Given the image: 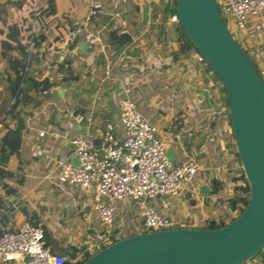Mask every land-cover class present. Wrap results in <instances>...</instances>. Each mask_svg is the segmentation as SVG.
I'll use <instances>...</instances> for the list:
<instances>
[{
	"label": "crops",
	"instance_id": "obj_1",
	"mask_svg": "<svg viewBox=\"0 0 264 264\" xmlns=\"http://www.w3.org/2000/svg\"><path fill=\"white\" fill-rule=\"evenodd\" d=\"M48 1L0 0L1 74H5L9 63L1 55L4 34L15 25H26L32 7L37 6L40 12ZM52 1L53 11L43 14L39 42L45 49V60H36L29 73L32 79L45 77L50 86L45 92L36 93L31 101L20 102L17 98L11 102L7 82L0 75V141L7 126L15 122L16 109H19L16 116L23 124L17 149L8 151V146L3 145L2 153L6 156L0 161V227H15L25 215L32 222L42 223L46 245L65 257L69 246H83L93 237L98 225L91 194L77 189H71L70 194L58 192L45 174L56 160L69 158L68 138L73 132L86 129L90 135L97 136L102 117L116 112L124 88L129 89L128 96L137 103L143 116L155 125L157 136L177 134L175 141L179 143L181 157L187 152L188 140H200L199 151L204 154L198 171L206 169L207 174L198 173L193 177L190 191L181 190L176 195L183 213L204 222L226 219L225 199L232 195V185L241 167L238 159H231L233 139L222 117V106L214 99L216 86L202 60L193 58L192 51L185 56L179 52L173 56L177 43L173 23L163 22L164 26L160 27V23L154 22L155 27L149 28V2L156 0H142L141 9L133 11L127 28L135 33L118 57L108 55L107 31L111 25L109 22L100 25L94 15L87 23L82 22V36L65 53L67 59L59 56L65 49L62 45L78 33L76 23L87 13L88 0ZM101 2L104 6L109 3ZM89 33L99 36V42L93 41ZM27 86L28 81L26 94L36 92ZM163 111L166 116L159 117ZM38 128L45 130L47 140L52 143L49 158L34 147ZM168 145L173 149L172 161L177 162L175 146ZM211 177L222 182L218 194L209 192ZM161 205L167 208L166 202ZM134 223L136 220L130 221L131 226ZM192 224L187 222L183 226ZM51 236L58 241L54 245ZM261 255V261L254 259L246 264H264V250Z\"/></svg>",
	"mask_w": 264,
	"mask_h": 264
},
{
	"label": "built area",
	"instance_id": "obj_2",
	"mask_svg": "<svg viewBox=\"0 0 264 264\" xmlns=\"http://www.w3.org/2000/svg\"><path fill=\"white\" fill-rule=\"evenodd\" d=\"M125 0H109L110 8H105L101 0H88V11L76 23L78 31L82 22L90 21L92 13H100L117 31L128 30L124 9L118 4ZM224 23L240 35L256 37L257 40L246 38V46L256 56L264 78V0H214ZM39 9L33 6L30 17L19 37L23 45V53L16 50L12 54L18 57L19 66L15 76V93L11 102L20 97L25 83L28 81L30 68L36 60H45V49L39 44L38 26ZM156 15L167 21H177L174 13H166L157 7ZM228 30V29H227ZM93 41L100 40L96 34L89 33ZM132 41V36L128 43ZM258 42V46L255 43ZM127 43V44H128ZM126 44V46H127ZM59 55L67 59L65 54L69 47ZM124 47L121 51H123ZM120 52L115 56L118 57ZM201 60L198 52L191 54ZM47 89V88H46ZM42 89L41 92H45ZM129 89L121 90L122 96L117 101V110L111 115H104L96 137L88 131H75L69 138L70 155L76 157L77 163L72 164L68 157L56 160L54 166L45 177L58 192L71 193V189L88 192L92 198L98 229L88 240L76 257L65 260V256L51 251L45 242V229L40 222H32L25 215L17 226L0 227V264H76L82 254H92L101 245L108 244L113 227L124 228V234L130 231L142 232L164 229L177 224L176 220L157 212L145 201L156 195L168 193L177 195L181 190L191 186L194 174L200 168L197 152H185L181 161L173 162L165 152V147L174 142L178 136L169 132L167 137L156 135V127L142 114L137 103L128 96ZM38 139L34 147L45 158L53 148L47 140L45 130L36 129ZM130 199L131 204L140 211V218L133 226L122 225L114 217L115 201ZM236 213V208L228 211Z\"/></svg>",
	"mask_w": 264,
	"mask_h": 264
},
{
	"label": "water",
	"instance_id": "obj_3",
	"mask_svg": "<svg viewBox=\"0 0 264 264\" xmlns=\"http://www.w3.org/2000/svg\"><path fill=\"white\" fill-rule=\"evenodd\" d=\"M181 30L218 78L248 198L214 228L176 226L122 236L78 264H240L264 247V84L214 0H175ZM165 152L173 160L171 145ZM72 164L77 160L69 156Z\"/></svg>",
	"mask_w": 264,
	"mask_h": 264
},
{
	"label": "trees",
	"instance_id": "obj_4",
	"mask_svg": "<svg viewBox=\"0 0 264 264\" xmlns=\"http://www.w3.org/2000/svg\"><path fill=\"white\" fill-rule=\"evenodd\" d=\"M107 1H109V0H107ZM160 1H161V9L162 10H164L166 13H171V12L174 13V11H175V0H167V1H169V3L165 2V0H160ZM128 2L131 3V7H128ZM47 3L48 4L43 9L41 8L40 12L38 13L40 24H39L38 30H37V33H38L37 39L39 41H40V39H42L41 28H42L43 23H44V21H43L44 15L47 12L53 11V5H54L53 1L49 0ZM142 4H143L142 0H125V1L120 2L118 4L119 8L124 9V19H125L126 26L128 25V22L130 21V16H132L133 11L134 10L135 11L140 10ZM157 6H158V4H156V3L151 5V9L153 10L154 15L156 13ZM30 14H31V12L29 11L28 19L30 17ZM94 15L97 16V19H98V22L100 25L106 24L105 23V22H107L106 19L103 16H101L100 13H92L90 15V17H94ZM162 20L163 21H156L153 18L151 20V23H149V28L151 29V28L155 27L154 22L156 24H157V22L160 23V25H161L160 27H162L163 22H164V18H162ZM108 26H109V24H107V27ZM107 27H105V29H107ZM25 28H26V26L24 24L19 25V26L15 25L14 27H12V29H10V31L9 30L6 31V34H4V37L1 40V44H2L1 55L9 63H8V68L4 72L5 74L3 75L0 73V75H1V78H3V80H6L11 96L15 93L16 81H15V76L11 75L10 73H11V71H13L14 73L16 72V68H17V66H19L20 62H19L18 57L11 54L10 52L12 49H14L19 54L23 53V45H21L19 43V37L22 36L23 30ZM172 28L174 30V34H175V38H176V42H177L175 52L171 51V52H173L172 53L173 56L179 55V53H181L182 56H185L191 51L197 52L195 47L191 44L189 39L186 37V35L181 30L177 21L175 23H173ZM82 32H83L82 28H80L78 33L76 32V35L73 36L72 39L66 40L67 47L72 48V46L75 44V42L81 38ZM131 35H132V32L129 30H125V31L121 30V29L119 31H117L115 29L108 30L107 31V37L109 38V44H110L109 46H107V48H109L108 55L111 58H114L120 52V50H122L124 47H126V44L129 42ZM61 38H62L61 40L65 39L63 37H61ZM61 43H63V42H61ZM104 47H106V46H104ZM201 60L204 63L205 68L209 70L210 77L212 79L213 84H215V86H216V90L218 89V91L222 94L221 102H219V105L222 106L221 114L225 120V123H226L228 129H230L229 132H230V135L232 137V132H231L230 123H229V119H228V113H227V103H226L223 88H222L218 78L215 76L213 71L210 69V67L207 65V63L204 61V59L202 57H201ZM250 61L252 62L253 66L256 69V72L258 73L261 80H263V76H262L260 70H258V68L256 67L254 61H252L251 59H250ZM10 69H11V71H10ZM28 86H29V89L35 88L36 92L32 93L31 91H29V93L26 94V88H25L23 90V92L20 94V97L18 98L20 102L31 101L34 98V96L36 95V93L40 92L42 89L48 88L50 86V83L45 77H43L39 80H36V79H32V77L29 76L28 77ZM28 86H27V88H28ZM18 111H19V109L15 110L16 113H18ZM16 113H13V115H15V117H16L15 122L13 123L12 126H7V129L5 130V135L2 139V141H0V161H4L5 156H6V155H3V153H2L3 145L8 146V148H9L8 151H14L18 147V143L20 140V134H21V128L23 127V124H22V122H20L19 116H16ZM232 139H233V137H232ZM233 148H234V155H235L236 160H237L238 156H237V153L235 150L234 143H233ZM236 178H237V180H235V183H233V185H232V191H233L232 195L228 196L225 199L227 210L229 211L233 208H236V213L233 215H229L228 211L224 212L223 215L225 216L226 220H224V218H220L217 220L208 219L204 226H199V227H202V228L219 227V226L223 225L225 222L233 219L236 215H238L240 213V211L243 209L244 205L246 204L247 198H248V184H247L246 178L244 176V173H243L241 167H240L239 176ZM221 188H222V182L215 177H211L210 178L209 192L218 194V192L221 190ZM118 230H120V229L117 226L113 227V229H112V231L114 233H116V231H118ZM135 232L136 231H130L129 233H126V234L123 233L122 235H119V236H116L113 233L110 235L109 242H112V241H114V240H116L122 236H125L128 234H133ZM105 245L106 244L101 245L100 247H103ZM83 248H84V245L83 246L82 245L69 246V254H68V256L65 257V260H69L73 257H76V255L79 252H81L83 250ZM263 248L261 250H263ZM87 256H88V254H85V253L82 254L80 256V258L76 260V264H78L81 260H83Z\"/></svg>",
	"mask_w": 264,
	"mask_h": 264
},
{
	"label": "rangeland",
	"instance_id": "obj_5",
	"mask_svg": "<svg viewBox=\"0 0 264 264\" xmlns=\"http://www.w3.org/2000/svg\"><path fill=\"white\" fill-rule=\"evenodd\" d=\"M165 2L169 3V1H167V0H165ZM154 3L158 4L157 7H161V1L160 0H156V2L150 1L149 5H150V10H151L150 12L151 13H150V17L149 18H150V20L155 18L154 20H156V21H163L162 18H159V17H157L156 14L155 15L153 14V10L151 9V5H153ZM217 5H218V8L220 9L221 8L220 3H218ZM107 6L109 8L110 4L107 3L105 8ZM1 11H2V9H1ZM175 22L176 21H171V20L167 21L166 18L164 19V23H170L171 24V23H175ZM227 27H228L227 29H228L229 33L235 38L237 43L245 51V53L248 55V57L252 61H254L256 67L261 72V67H260L259 63L257 62V60H256V56L254 55L253 52L250 51V49L248 48L249 46H246V38H250L251 40H255V41L257 40V38L256 37H248L245 34L240 35V33L238 31L233 30L232 28H230V26H227ZM132 33H135V30L134 31L132 30ZM255 45L258 46V42H256ZM12 51L13 50H11V52ZM263 66H264V64H263ZM261 74H262V72H261ZM262 81L264 83V78H263ZM221 97H222V94L217 89L216 97L214 99H216L219 102H221ZM171 111H172V109L170 110V112ZM158 115H159V117H165L166 116V112L165 111L160 112ZM159 126H161V125L159 124ZM172 144L175 146V150L177 152L176 161L177 162L181 161L183 157H181V152H180L181 150L178 147L179 143L174 141V142H172ZM180 144L182 145L181 141H180ZM231 144H232L231 150H234L233 142H231ZM185 147L187 148L186 149L187 153H190V152H193V151L197 152L198 162H199L200 167H201V160H202L201 156H202V154H204V152L203 151H201V152L199 151L200 140H198L196 138L195 139H190L185 144ZM225 151H226V149H225ZM233 158L236 159L235 155L231 159H233ZM200 172H202V176L207 174V170L206 169L204 171H201V170L198 171L197 170L196 173L194 174V176H196V175L198 176V173H200ZM190 185L193 186V182ZM191 186H188V188L183 189V191L184 190H186V192L190 191L189 189L191 188ZM162 202H166L167 203V208H162L163 207L161 205ZM145 204L153 206V208L155 210L159 211V212L162 211V210L163 211L165 210V212H166L165 214L167 216L172 217L173 219H175L177 221V224H175L174 226H183V225H186L187 222L193 223L192 225L196 226V227L204 226L206 224V222H204V221H198V217L197 216L194 218V216L191 215L188 212L186 214H184L183 210H182L183 207H181V205H179L177 203L176 195H171V194H168V193H164L162 195H156L154 197L148 198L145 201ZM178 207H179V209H177ZM114 217H115L116 222H119L122 225L131 226L130 225V221L131 220H136L137 221V219L140 218V211H139V209L137 207H135V206H133L131 204V200L130 199L117 200V201H115ZM224 220H226V219H224ZM123 231H124V228L121 227V229L116 231V233H114L112 231L111 234L114 233V235L119 236V235H122L124 233ZM49 239H50V242H51L52 245H54L55 243L58 242L56 238H53V236H51ZM263 250H264V248H263ZM263 250H261L260 252L256 253L255 255H253L252 257H250L249 259L245 260L244 262H242L240 264H246V262H249V261L252 262L254 259H257V261L258 260L261 261V259H262V257H261L262 255L261 254L263 253Z\"/></svg>",
	"mask_w": 264,
	"mask_h": 264
}]
</instances>
